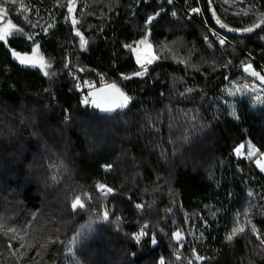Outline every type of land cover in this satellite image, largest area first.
<instances>
[{"label": "trees", "instance_id": "obj_1", "mask_svg": "<svg viewBox=\"0 0 264 264\" xmlns=\"http://www.w3.org/2000/svg\"><path fill=\"white\" fill-rule=\"evenodd\" d=\"M15 1L0 0L21 31L0 41V264H264V174L249 158L264 154V101L242 83L246 64L262 76L264 28L219 46L168 0H73L71 14L69 0ZM213 5L228 28L264 19V0ZM146 37L155 59L142 71ZM35 45L55 76L11 55ZM74 75L116 84L129 105L82 104Z\"/></svg>", "mask_w": 264, "mask_h": 264}, {"label": "snow or ice", "instance_id": "obj_2", "mask_svg": "<svg viewBox=\"0 0 264 264\" xmlns=\"http://www.w3.org/2000/svg\"><path fill=\"white\" fill-rule=\"evenodd\" d=\"M169 3L172 2V0H168ZM73 11V0H69V4H68V12L69 14H71ZM193 12H197L198 9L193 8L192 9ZM0 12H3V9H0ZM158 15V14H157ZM173 15H175V13H173ZM154 20L153 16H148L147 17V23H151ZM73 24L76 23L75 19H73ZM264 22V21H262ZM15 25H13L11 23V21L8 22L7 27H0V41H6L7 37H9L11 35L10 29L14 28ZM220 27L222 28H226L228 31H242V32H252L254 28L260 27V24H254L252 27H246L243 29H232V28H228L227 25L225 24H221ZM77 36L80 35L79 32L76 33ZM207 36H205V40H207ZM226 42V38H220L219 39V44L221 46H223ZM81 43L83 44L84 41H81ZM140 44H144V40H140L139 41ZM211 47V45H209ZM130 47V46H129ZM33 55H28V54H21L19 52L16 51H12L11 55L14 57L15 60H17L19 62L20 65H31V66H39L41 69L45 68V62L43 60L42 57H40L39 55H36V49H33ZM151 61H149L150 63ZM137 63H140V57L139 54H137ZM48 67H51V65H48ZM251 70V75L258 77L259 80L264 83V76H261L259 73L255 72L254 70H252V65L251 64H246L244 66V71L245 72H249ZM45 76H49V73L47 71L44 72ZM52 76H55L56 73L53 72L51 74ZM135 76H141L142 72H136L134 73ZM124 79H129V77H124ZM189 91H191L189 89ZM239 91V89L237 90ZM101 93L103 94H97V93H93V92H89V94L87 96L84 97L83 99V103L88 105L91 104L93 107L100 109L101 111H105V112H113L116 109H124L128 106L129 101H130V97L127 96L124 92H122L115 84H111L108 86V90L105 91L104 89L101 90ZM230 94H233L230 92ZM242 147V146H241ZM237 153H239V149L236 150ZM254 150H251L249 152V158H251L252 154H253ZM264 155V154H262ZM257 165L260 167L261 171L264 172V165H262L260 163V161H257ZM109 192H111V189H108ZM136 207H142V205H136ZM71 208L73 211H76L78 208L79 209H83L84 205L83 203H81L80 198L76 197L75 201L72 203ZM119 219V218H117ZM109 220V214L107 211H104L102 213V215H97L95 217V219H90L87 223L83 224L80 226V229L76 231L75 235L71 238V240L68 242V251L71 252L72 251V246L76 244L78 238L85 236L87 232H91L93 231V225L94 223H104L107 222ZM145 227H147V225H145ZM237 229H233L232 230V235L228 236L227 239L231 240L233 238V235H235ZM240 232H243L244 229L240 228L239 229ZM145 233L143 231H141L138 234H133L134 238H136L137 243H139V237L144 235ZM174 235L179 236V233H175ZM152 243L155 244V238H153ZM198 260L203 259L202 257H197ZM160 264H163V259H161Z\"/></svg>", "mask_w": 264, "mask_h": 264}, {"label": "rangeland", "instance_id": "obj_3", "mask_svg": "<svg viewBox=\"0 0 264 264\" xmlns=\"http://www.w3.org/2000/svg\"><path fill=\"white\" fill-rule=\"evenodd\" d=\"M14 1H15V0H14ZM197 1H198V3L200 4V6L202 7V2H201V0H197ZM15 2H16V1H15ZM202 8H203V7H202ZM22 10H25V9L22 8ZM22 10L19 9L18 12H21ZM147 24H150V23H147ZM147 24H146V25H147ZM7 25H8V23L5 24V25H3V26H1V27H7ZM147 26H148V25H147ZM148 27H149V26H148ZM10 32H11V35H10V36H13V35H17V34L20 33L21 31H20V29H18L17 27H14V28L10 29ZM10 36H9V37H10ZM34 48L36 49V53H35V54H36V55H39L40 57L43 58L46 67L43 68V69H41L38 65H37V66H31V65H28V66L39 68V69H41L43 72L47 71L48 73H52V72H53V62H52L51 60L47 59V58L41 53V51H40L38 45H35V46L33 47V49H34ZM133 53H134V55H135V59H136V61H137V54H139V57H140V63H138L139 65L151 64L152 61L155 59V55H154L153 49H152V47H151V45H150V43H149V41H148V37H146V39H144V44H140L139 47H137L136 49L133 50ZM33 54H34V53H33V50H32V53L29 54V55H33ZM149 61H151V62L149 63ZM48 65H51V67H48ZM251 65H252V64H251ZM252 70H254L255 72L259 73L258 71H256V69L254 68L253 65H252ZM242 75H243V78H244V80L242 81L243 85L246 84V86H252V87L254 88V90H257V92H259V94L257 95V98H256V99H257V100H263V101H264V83H262V82L259 80L258 77L252 76V75H251V70H250L249 72H245V71H244V67H243V74H242ZM73 80H74V82H75V84H76V89H77V83H78V81H82V82H84L83 80H81V79H80L78 76H76V75L73 76ZM85 81H87V80H85ZM90 82H94L95 84H97L95 81H90ZM111 84H114V83H105V84L102 83V85L98 86V87H97L95 90H93L92 92H93V93H97V94H103V93H101V90L104 89L105 91H107V90H108V86L111 85ZM115 85H116V84H115ZM116 86H117V85H116ZM117 87H118V86H117ZM118 88H119V87H118ZM119 89H120V88H119ZM81 102H82V101H81ZM129 103H130V101H129ZM82 104H84V103L82 102ZM84 105H86V104H84ZM128 105H129V104H128ZM90 106L93 107L91 104H90ZM94 108H95V107H94ZM96 109H97V108H96ZM97 110H99V111H100L101 113H103V114H111V113L115 112V111L118 110V109H116V110L113 111V112H105V111H101L100 109H97ZM251 150H254V152H253L251 158H254V162H255L256 166L258 167L259 170H261L260 167L257 165V161H260V163H261L262 165H264V155L258 153V151L255 150L252 146L250 147L249 152H250ZM242 151H243V147H240V148H239V152H242ZM247 151H248V150H247ZM263 174H264V172H263ZM108 189H110V188L102 189V190L99 191V193H100L101 195H103V196H108V195L114 193L113 190H112L111 192H109ZM153 238H155L156 243H155V244L152 243V246H153V247H157V246H158V241L156 240V237H155L154 235L152 236L151 242H152ZM184 238H185V237H184L183 235H181V234H179V236L174 235V239H175L176 242H181V241L184 240ZM72 247H73V246H72ZM172 252H174V255H175L176 257H178V258H182V257L178 254V253H179L178 251H172ZM185 261H186L187 264H193V261H191V260L188 259V258H185Z\"/></svg>", "mask_w": 264, "mask_h": 264}, {"label": "built area", "instance_id": "obj_4", "mask_svg": "<svg viewBox=\"0 0 264 264\" xmlns=\"http://www.w3.org/2000/svg\"><path fill=\"white\" fill-rule=\"evenodd\" d=\"M143 3L147 4L149 3L150 0H142ZM160 1V0H159ZM171 4L175 6V10L171 13V17L174 20H178L180 17V14L184 15L187 20H192L195 22H198L202 27H204L213 40L215 41L216 44L221 46L219 44V39L220 38H226V42L224 45L229 44L233 46V43L230 39L229 36L224 34L222 31H220L214 24H210L207 17L204 14L203 8L200 6L197 0H172ZM196 8L198 9L197 12H193L192 9ZM175 13V15H173ZM150 26V24H147ZM150 64H144L141 65L142 71H145L149 68ZM260 71L262 76H264V65H260ZM98 87L97 84L94 82L90 81H78L77 83V90L82 93V100L84 99L85 96L89 94V92L95 90ZM90 105V104H88Z\"/></svg>", "mask_w": 264, "mask_h": 264}, {"label": "water", "instance_id": "obj_5", "mask_svg": "<svg viewBox=\"0 0 264 264\" xmlns=\"http://www.w3.org/2000/svg\"><path fill=\"white\" fill-rule=\"evenodd\" d=\"M206 3H207V8H208V13H209V16H210L213 24L220 31H222L224 34H226L230 38L249 37L251 35H254V34L260 32L264 28V22H262V21H264V19H263L261 22H259L260 27L254 28L252 32L245 33L242 31H228L226 28L220 27V25L223 23L216 13V10H215L214 5H213V0H206ZM8 22H9V18L7 16V12L5 10H3V12H0V27L7 24Z\"/></svg>", "mask_w": 264, "mask_h": 264}]
</instances>
